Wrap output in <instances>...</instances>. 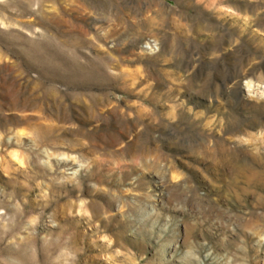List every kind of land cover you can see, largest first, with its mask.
Segmentation results:
<instances>
[{"label":"rangeland","instance_id":"374dc122","mask_svg":"<svg viewBox=\"0 0 264 264\" xmlns=\"http://www.w3.org/2000/svg\"><path fill=\"white\" fill-rule=\"evenodd\" d=\"M0 264H264V0H0Z\"/></svg>","mask_w":264,"mask_h":264}]
</instances>
